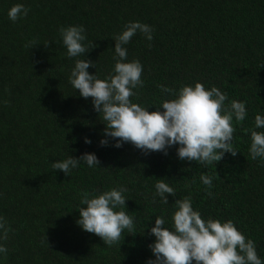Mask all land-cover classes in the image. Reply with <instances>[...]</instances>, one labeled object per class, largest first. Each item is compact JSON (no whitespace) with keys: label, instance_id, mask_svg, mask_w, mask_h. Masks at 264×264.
I'll list each match as a JSON object with an SVG mask.
<instances>
[{"label":"trees","instance_id":"1","mask_svg":"<svg viewBox=\"0 0 264 264\" xmlns=\"http://www.w3.org/2000/svg\"><path fill=\"white\" fill-rule=\"evenodd\" d=\"M17 3L30 11L12 22L7 13ZM136 21L154 32L151 42L137 32L125 46L126 62L143 66L144 84L133 89L138 96L131 102L153 112L175 98L158 86L220 89L228 97L225 107L235 100L247 112L244 121L233 117L235 157L225 153L205 165L180 160L178 145L167 155H145L130 143L115 148L112 139L100 145L102 116L69 77L84 58L94 62L88 73L105 79L115 63V35ZM80 25L84 43L97 47L70 58L58 29ZM32 41L34 48H26ZM257 114L264 117V0H0V217L11 228L8 239L0 240L8 249L0 264H147L155 259L148 246L156 217L172 229L175 200L184 197L206 221L231 220L255 242L264 264V158H251L245 131L264 132L255 128ZM85 153L95 154L99 166L81 162L67 176L51 167ZM202 173L218 174L211 188L201 182ZM158 179L175 191L168 204L155 195ZM121 187L125 209L115 210L134 217V231L124 230L109 247L77 225L78 209L84 207L82 193Z\"/></svg>","mask_w":264,"mask_h":264},{"label":"clouds","instance_id":"2","mask_svg":"<svg viewBox=\"0 0 264 264\" xmlns=\"http://www.w3.org/2000/svg\"><path fill=\"white\" fill-rule=\"evenodd\" d=\"M29 11L23 4L17 3L7 15L10 21L16 22L27 17ZM85 31L82 25L61 26L58 29L68 57L84 56L97 47L96 44L84 43L87 39ZM137 32L147 41L153 40L154 29L150 25L139 21L127 23L124 30L114 37L115 63L105 79L90 75L87 69L94 68V62L84 58L75 61L69 77L72 87L79 91L82 98L91 97L94 111L102 116L105 139L100 140V145L108 146L110 139L116 141L112 145L115 148L130 143L145 155L150 152L167 155L168 148L178 145L176 152L180 160L205 165L216 164L225 153L235 157L238 151L232 146L235 131L233 117L236 122L244 121L247 112L245 104L235 100L225 107L228 97L220 89L213 86L206 90L201 83H195L194 87L182 86L178 92L158 86L162 93L175 98L162 101L153 112L131 102L130 97L138 96L133 89L142 88L144 84L141 79L143 66L139 60L126 62L128 50L125 46ZM34 44L35 41H32L25 47L32 49ZM48 45L45 42L44 46ZM148 47H151V43ZM254 123L256 129H264V117L261 115L255 116ZM245 131L251 134V158H264V132L253 129ZM84 142L91 143L87 138ZM81 162L89 168L100 164L95 154L85 153L79 158L67 156L62 161L51 163V167L67 176ZM216 177L217 173L215 177L202 173L200 180L211 188ZM155 189V195L164 204H168V196L175 197L174 189L164 179L157 180ZM125 191L121 187L101 194L82 193L80 203L84 207L78 209L77 225L83 231L100 237L109 247L120 242L124 230L130 233L134 231V217L124 210H115L125 209L126 199L122 195ZM208 195L211 196V192ZM174 204L172 229L165 228L164 218L157 216L155 226L149 230V235L155 237L154 243L148 246L155 259L148 260L147 264H262L255 242L246 239L231 220L223 223L213 219L204 220L199 211L193 210L190 197L176 199ZM10 231V226L0 217V240L6 241ZM0 253L7 255V247L0 245Z\"/></svg>","mask_w":264,"mask_h":264}]
</instances>
